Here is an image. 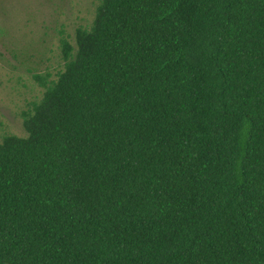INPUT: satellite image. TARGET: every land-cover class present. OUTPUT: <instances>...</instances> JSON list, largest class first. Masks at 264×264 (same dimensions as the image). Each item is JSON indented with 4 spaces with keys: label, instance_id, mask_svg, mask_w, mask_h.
<instances>
[{
    "label": "trees",
    "instance_id": "1",
    "mask_svg": "<svg viewBox=\"0 0 264 264\" xmlns=\"http://www.w3.org/2000/svg\"><path fill=\"white\" fill-rule=\"evenodd\" d=\"M0 141V264H264V0H99Z\"/></svg>",
    "mask_w": 264,
    "mask_h": 264
},
{
    "label": "rangeland",
    "instance_id": "2",
    "mask_svg": "<svg viewBox=\"0 0 264 264\" xmlns=\"http://www.w3.org/2000/svg\"><path fill=\"white\" fill-rule=\"evenodd\" d=\"M99 0H0V141L25 137L22 113L43 88L34 75L56 76L64 65L60 40L94 20Z\"/></svg>",
    "mask_w": 264,
    "mask_h": 264
}]
</instances>
